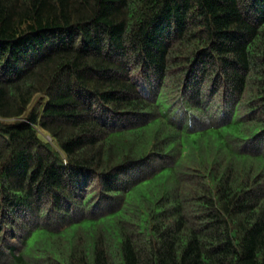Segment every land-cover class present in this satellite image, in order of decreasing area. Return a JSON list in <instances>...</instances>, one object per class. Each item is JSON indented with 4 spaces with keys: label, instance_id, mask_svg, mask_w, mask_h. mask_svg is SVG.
I'll use <instances>...</instances> for the list:
<instances>
[{
    "label": "trees",
    "instance_id": "1",
    "mask_svg": "<svg viewBox=\"0 0 264 264\" xmlns=\"http://www.w3.org/2000/svg\"><path fill=\"white\" fill-rule=\"evenodd\" d=\"M0 264H264V0H0Z\"/></svg>",
    "mask_w": 264,
    "mask_h": 264
},
{
    "label": "rangeland",
    "instance_id": "2",
    "mask_svg": "<svg viewBox=\"0 0 264 264\" xmlns=\"http://www.w3.org/2000/svg\"><path fill=\"white\" fill-rule=\"evenodd\" d=\"M46 137V136H45Z\"/></svg>",
    "mask_w": 264,
    "mask_h": 264
}]
</instances>
